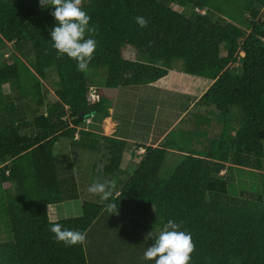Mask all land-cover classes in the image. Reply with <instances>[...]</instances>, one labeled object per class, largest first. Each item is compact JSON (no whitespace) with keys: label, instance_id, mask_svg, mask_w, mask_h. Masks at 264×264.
I'll list each match as a JSON object with an SVG mask.
<instances>
[{"label":"trees","instance_id":"16d2710c","mask_svg":"<svg viewBox=\"0 0 264 264\" xmlns=\"http://www.w3.org/2000/svg\"><path fill=\"white\" fill-rule=\"evenodd\" d=\"M83 10L97 29L88 67L103 75L97 82L67 55L57 59L53 7L0 0V45L15 52L0 64V224L9 234L0 241V264H154L142 254L170 219L192 235L190 264H264V0H85ZM137 16L148 19L147 28ZM128 48L143 60L125 59ZM174 62L184 74L213 81L193 106L203 110L190 114L200 126L190 142L201 140L211 114L217 137L204 134V149L168 139L176 130L158 147L133 143L136 168L125 177L129 142L79 126L90 115L109 117L112 91L103 88L149 85ZM49 68L54 101L43 84ZM6 84L10 94L3 95ZM60 139L94 153L90 171L101 167L116 190L107 201H83L77 217L50 221L48 205L79 199L72 162L53 157ZM169 156L180 161L163 177ZM237 175L257 181L236 183ZM54 222L86 232L87 243L56 242Z\"/></svg>","mask_w":264,"mask_h":264},{"label":"clouds","instance_id":"9594fccd","mask_svg":"<svg viewBox=\"0 0 264 264\" xmlns=\"http://www.w3.org/2000/svg\"><path fill=\"white\" fill-rule=\"evenodd\" d=\"M39 4L42 8H54L51 15L55 18L56 26L52 28L50 36L57 59L67 55L76 61L78 71H88L98 42L92 38L97 29L90 26L91 17L83 10V0H39ZM134 19L140 28L148 27L149 21L145 17L137 16ZM96 99L98 101L99 97ZM115 190V180H96L87 189L88 193L104 201L109 200ZM111 207L116 208L117 205L113 203ZM182 223L168 220L155 236L154 242L146 248L143 259L154 261V264H190L195 244L190 232L180 230ZM50 231L56 242H63L66 246L87 243L86 232L67 228L59 222L52 223ZM147 238H153V233L149 232Z\"/></svg>","mask_w":264,"mask_h":264},{"label":"rangeland","instance_id":"374dc122","mask_svg":"<svg viewBox=\"0 0 264 264\" xmlns=\"http://www.w3.org/2000/svg\"><path fill=\"white\" fill-rule=\"evenodd\" d=\"M84 1L85 0H83V2ZM176 8L179 11L181 10L180 7H176ZM134 51L135 50H133L132 48L125 49L124 52H123L124 58L128 59V60L129 59L130 60H133V59L143 60V55H139L138 53H136V51L135 52ZM14 55H15V52H14V50L12 48V44L3 43V44L0 45V64L2 63V61L5 58L6 59H10ZM240 56H243V54L240 53ZM180 64H181L180 62H174V64L172 65V69L173 70H170V71H179ZM94 72L95 71L92 70V69H89L87 71V75H88V77L90 78L91 81H92V77L95 76L93 74ZM46 75H47V79L43 83L44 84V88L46 90H48V99L50 101H54L55 97L53 96V89L55 87L54 84L56 83V79H55V73H54L53 68L47 69L46 70ZM101 75L102 74L99 73L97 76H95L96 79H94L93 82L99 81L101 79L100 78ZM102 77H103V75H102ZM119 89H121V88H119ZM3 90L6 93L8 91L6 86H5V88ZM102 91L107 94L108 92H111L112 89L103 88ZM7 94H10V93H7ZM118 95L121 97L122 93H118L117 96ZM120 97L117 99V103H116V105L118 107H121V103H120L121 99H120ZM137 98H139V96L126 98V100L124 101L125 108L123 110V113L118 108L115 109L114 114H112L111 110H110V113H111L110 117H112V120L114 122V123H111L112 124V127H111L112 129L114 128L115 121H117V117L119 118V123H120L119 130H121L120 131L121 134H123L122 131L126 130V128H125L126 123L125 122L130 117L137 116V117H140V118H144V117H148L149 118V116L152 117L153 115H155V117H156L155 110H153L152 112H149V113H143V109H146V108L142 107L145 104L144 102H141V106L135 101H134L133 104L126 103V101H133V100H135ZM167 99L170 100V98H167ZM172 101H177V100H176V98L173 97L170 100V103H173ZM142 103H144V104H142ZM30 106L31 107H29V109L27 110L26 120L30 119L33 116V112L32 111L34 110V105L30 104ZM161 108H163V110H161V112H159L158 118H160L159 120L162 119V123L165 121V125H169V123L172 120H174V118L176 117L174 115L175 113L170 111L171 108L168 107V105L167 106H163ZM167 110L170 111V112L166 113ZM202 110H203V108L197 107L191 113L192 114H195V113L198 114ZM43 111H44V108H41L40 111H38V113H42ZM181 111L182 110L176 109V113H178V114ZM208 116L210 117V120L207 119ZM208 116H207V118H205L206 120H208L207 122H205V124L208 125V126L202 127V129L201 130L199 129V131L204 133L207 136V138H206L207 140H211V139H214V138L217 137V134H218V131H219V125L216 123V120L211 119L212 118L211 117L212 114L208 115ZM163 118H165V119H163ZM199 118H200V116L197 117V120H199ZM136 120H139V119L137 118ZM187 120H189V118H187L185 120V122L183 124L179 125V126L182 127L185 124H187ZM104 121L106 123H104L100 117L97 118V116H95V117H90L89 116L85 120V123H82L79 126V128L80 129L81 128L82 129L83 128H87L89 130H96V131L101 132L103 135L111 136L112 134L110 133V130L107 131V129H106V131H104V129L101 127V125H103V127H104V124H107L105 126H108L110 124V120L105 118ZM121 121H122V126H121ZM100 123H101V125H100ZM147 123H149V122H147ZM131 127H133V126H131ZM100 128H102L103 130H101ZM111 128H109V129H111ZM179 130L180 129H176V131H179ZM146 131L151 133L150 130L149 131L146 130ZM157 132H158V130H153L151 134H156ZM145 134H147V133H145ZM175 136L176 135H170V137H168V139H171L172 137H175ZM138 139H140V137ZM173 139L176 140V137L173 138ZM133 145L134 144L130 145L129 149L127 148V150L124 153V157H123V160H122V163H121V167L122 168H128L129 165H131L130 168L128 169V171H126V176L125 177L131 175L133 173V171L135 170V168H136L135 166H133L134 163L130 162L131 153L134 154V146ZM205 147H206V145L204 144L203 148H205ZM53 157H54V160L56 162H62V161H66V160H70L72 162V165H73V168H74V172H75V178H76V181L78 182V185H79V199L75 200V201H67V202H63V203L59 204L57 206L58 211H57V209L55 207L54 208H52V207L48 208L49 215H50L49 217L55 219L56 212L61 214L59 219H65V218H69V217H77V216H79L81 214V204H82L83 201H99L100 200L99 196L91 195L90 193H88L87 189L94 181H96V180H100V181L105 180V178L102 175H100L101 172H102L101 171V167L97 171L98 173L96 172L93 175L90 170H91L92 165L94 164V160H96L95 154L90 152V151H88V150H82V149H79V148H76V147H72L69 144V140H67V139H60L58 142L55 143V145L53 146ZM167 159H168V164H167L166 168L162 172L163 173V177H167V175L169 173L168 171H171V169H173V167L180 161L179 157H177L175 159V158H172L171 156H169ZM244 178H246V177H244ZM244 178L242 179L241 177H239L237 175L236 178H235L236 179V183L240 182V183L245 184V185L248 186V184H251V183L255 185V182L257 181V180H249V179H244ZM156 232L158 233L157 230H156ZM8 236H9V234H8L6 228L2 224H0V241L7 240ZM131 263H132V261L128 262V264H131Z\"/></svg>","mask_w":264,"mask_h":264},{"label":"crops","instance_id":"0c3cea01","mask_svg":"<svg viewBox=\"0 0 264 264\" xmlns=\"http://www.w3.org/2000/svg\"><path fill=\"white\" fill-rule=\"evenodd\" d=\"M212 83L213 81L210 79L187 75V74L182 73L181 71H169L167 76L149 85L114 89L111 92L112 94H109V97L113 103L112 108L110 109L112 114H114V111L116 108H118L123 113V110L125 108L124 101L126 100V98L139 96V98L133 101H126V103L133 104L135 101L141 106V102H144L145 104L142 103L144 104L142 107L146 109H143V113H149L155 110L156 117L155 115H153L152 117L149 116V118L148 117L140 118L137 116L130 117L128 119L129 121L126 120L125 122L126 130L122 131L123 134H121L120 133L121 130H119L120 123H119L118 117H117V121H115L114 128L113 129L111 128L112 127L111 123H114V122L112 120V117H110L111 113L109 110L110 115L106 119L110 120V124L108 126H105L107 124H104V127L103 125H101V123L100 125L104 129V131H106V129L107 131L110 130V133L112 134L111 136H116L120 139L127 140L130 145H132L133 143H140V144L150 145L153 147H158L164 142V140L166 139L165 137H167L170 132H173L180 127L179 125L182 124L181 121L185 122L188 116H190L191 112L195 109L193 108L195 102L203 95V93L210 87ZM5 86L8 89L7 93H10L9 92L10 88L7 84L2 86V93L3 95H8L3 90ZM118 93H122L121 97L119 95L117 96ZM119 97L121 99V102H120L121 107H118L116 105L117 99ZM173 97L176 98L177 101H172L173 103H170V100ZM167 98H170V100ZM16 104L18 105L19 103H16ZM167 105L168 107L171 108L170 111L175 113L174 115L176 116L174 120H172L169 123V125H165V121L162 123V119L159 120L160 118H158L159 112L163 110V108L161 107L167 106ZM176 109H179L182 111L178 114L176 113ZM170 111L167 110L166 113ZM137 118L139 120H136ZM192 118L193 117L190 116L189 120H187V124H185L184 126L180 128L179 133L176 134V138L177 139L180 138V140H184V141H189V143L192 145V148L194 149L195 148L197 149L196 146L198 145L200 149H204L203 148L205 144L203 141L204 133L200 132V134H202V137L198 136V138H201L200 141H197V139L194 140L193 138H191L192 142H190V137H193L194 129L196 130L200 127V126L197 127L198 125L196 124L197 121L193 122ZM104 119H102V121L106 123ZM109 126L111 129H109ZM121 126H122V121H121ZM102 128L100 129L103 130ZM146 130L148 131L150 130L151 133L153 130H158V132L156 134H151L147 132ZM91 131L102 134L101 132L96 131V130H91ZM139 137L140 139H138ZM201 141L203 144H200ZM169 151H172V150L169 149ZM57 206L58 205H48L47 211H48V208H51V207L52 208L55 207L57 209ZM48 216H50L49 211H48ZM60 216L61 214L56 212L55 219L49 217V220L50 221L59 220Z\"/></svg>","mask_w":264,"mask_h":264},{"label":"built area","instance_id":"2783aa9c","mask_svg":"<svg viewBox=\"0 0 264 264\" xmlns=\"http://www.w3.org/2000/svg\"><path fill=\"white\" fill-rule=\"evenodd\" d=\"M205 11H206L205 9H199V8L195 9V12L202 14V15L205 14Z\"/></svg>","mask_w":264,"mask_h":264},{"label":"bare ground","instance_id":"6f19581e","mask_svg":"<svg viewBox=\"0 0 264 264\" xmlns=\"http://www.w3.org/2000/svg\"><path fill=\"white\" fill-rule=\"evenodd\" d=\"M110 128V127H109Z\"/></svg>","mask_w":264,"mask_h":264}]
</instances>
